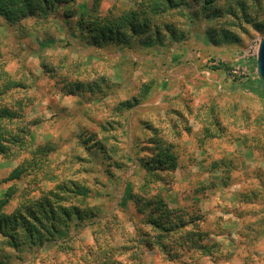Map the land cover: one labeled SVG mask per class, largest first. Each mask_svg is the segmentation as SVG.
<instances>
[{"label":"rangeland","instance_id":"374dc122","mask_svg":"<svg viewBox=\"0 0 264 264\" xmlns=\"http://www.w3.org/2000/svg\"><path fill=\"white\" fill-rule=\"evenodd\" d=\"M213 1L220 19H207L206 0L167 11L175 39L160 19L140 37L103 29L140 0L56 3L18 25L0 17L5 69L29 86L8 103L27 105L30 150L52 147L21 180L6 182L30 152L0 159V201L17 190L4 214L34 209L50 233L29 238L18 222L20 251L0 237L4 264H95L101 245L122 264H264V99L247 89L261 80L264 0H242L250 23L237 0ZM46 201L82 216L53 223L35 206ZM155 222L176 227L167 236Z\"/></svg>","mask_w":264,"mask_h":264},{"label":"trees","instance_id":"16d2710c","mask_svg":"<svg viewBox=\"0 0 264 264\" xmlns=\"http://www.w3.org/2000/svg\"><path fill=\"white\" fill-rule=\"evenodd\" d=\"M70 1L71 0H0V17L4 18L10 25H18L29 17H34L40 13H45L49 10H52L56 3L62 4ZM197 1L198 0H191L193 3H196ZM140 2L136 3L139 7L138 10L129 11L120 16L118 19L107 22L108 24H106L103 29L108 33L111 31H116L120 40V27L123 24H127L131 27L132 34L135 37H140L142 34L147 32L148 29L152 28L153 24H156L155 22L158 21V19H160L162 26L167 31L169 30L171 38L175 39L177 35L176 31L174 29H170V26L166 25L168 23L161 21L164 19L162 17L164 14L166 15L168 13L167 11L177 9L179 6L180 8L184 5L189 6L190 3H188L187 0H140ZM236 2L238 8H240L245 15L244 20L249 23L252 22L246 13L245 2L242 0H237ZM213 3V0H206V3H204L205 12H210L207 15V19L209 17H213L214 19L222 18L223 11L220 9H213ZM231 12L235 14V10H232ZM191 15H195V17H197L196 12ZM256 28L261 30L262 26L256 25ZM155 30L157 31L156 34L159 35L160 32L158 31L157 27ZM98 37L100 38L98 39L99 41L96 40V44L101 42V38L105 39V35L102 33H99ZM159 38L160 37L157 36V39ZM223 38L228 42H231L233 39L232 36L227 32L223 33ZM123 44H127V41L123 42ZM212 68L214 71L223 68L226 70L228 69V66L221 63L218 66ZM85 88L86 86L83 84H78L75 86V89L79 91H83ZM247 89L250 93L258 96L261 99H264V90L262 88L261 80L250 82L247 85ZM28 90V84L21 80L14 79L13 76L5 69V64L2 60V54L0 52V159L14 158L15 156H19V153L24 152H30V154L33 156L31 160H26L20 165L19 168L12 171L9 177L6 179V182L21 180L23 176L27 175L26 173H29V170L32 168L33 171L41 170L43 166V160H41V158L47 157L52 151V147L42 149L39 148L36 151L30 150L32 134L27 130L26 126H23L26 120L23 109H25L27 105L23 99H16L11 103H8L9 100H12L13 98L15 99L16 95L20 94V92H26ZM171 159L172 161H175V158L171 157ZM74 188H76L75 191H73L75 196L87 197V195L91 192V190L85 189L78 184H75ZM16 193L17 190L13 188L11 191L6 192L4 199L0 201V237L6 240V243H4L3 246H8L14 250H19L22 246V242L18 237L20 232L17 230V228H15L18 226V222L23 221L25 227L22 231L27 234L29 238L34 239L36 236L37 240H41V242H43L45 234L47 233L50 235V233L47 232L44 224L41 223V218L38 219V216L35 213L36 210L34 209L29 211L26 216L21 214H4L3 209L10 203ZM55 198L59 199L56 195ZM42 202H37L35 204L36 208L41 212L42 216L52 220L53 223L58 221L60 216L65 217L68 220L69 218H77L80 220L79 217L82 216L83 211L77 207H62L60 205H52V203L49 204V202L46 201L48 202V206L44 208L45 205ZM30 220H33L34 222H31ZM180 220V223H183L182 219ZM58 223H61V226L64 224L60 220ZM153 227L168 236L173 230V227H176V225L172 223L163 225L160 222H155ZM51 228L54 229L53 226H51ZM205 236L207 237V234H205ZM190 237L195 239L196 236H190L188 234L185 239L188 240ZM160 241L161 240L158 239V242ZM1 244L2 243L0 242V245ZM158 244H160L161 248H166V245L163 242ZM196 244H198L197 247ZM190 245L194 249L201 251L202 256L212 257L214 254V252L210 248H207L205 245H203L199 239H196L195 242H190ZM106 248L109 247L102 245L99 246V253L101 254L102 259L95 257V261L98 262V260H100L102 264H122L116 260L113 254L110 253V250ZM188 251H190V249ZM177 253L178 252H172V255L175 257L174 259H176L178 255ZM2 263L4 264V258L3 260L0 258V264Z\"/></svg>","mask_w":264,"mask_h":264},{"label":"water","instance_id":"95a60500","mask_svg":"<svg viewBox=\"0 0 264 264\" xmlns=\"http://www.w3.org/2000/svg\"><path fill=\"white\" fill-rule=\"evenodd\" d=\"M257 71L262 81V88L264 90V39H262L259 44L257 54Z\"/></svg>","mask_w":264,"mask_h":264}]
</instances>
